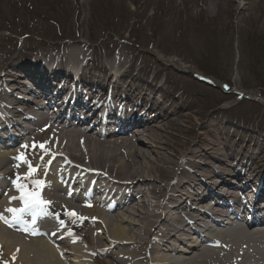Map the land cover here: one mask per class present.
<instances>
[{
	"label": "bare ground",
	"instance_id": "6f19581e",
	"mask_svg": "<svg viewBox=\"0 0 264 264\" xmlns=\"http://www.w3.org/2000/svg\"><path fill=\"white\" fill-rule=\"evenodd\" d=\"M86 48L0 57V147L13 144L0 150V262L264 264V200L248 209L264 197V163L174 141L162 100L123 83L131 77L125 53L114 51L96 77ZM78 64L74 79L68 67ZM21 82L32 86L16 98ZM38 210V235L9 225Z\"/></svg>",
	"mask_w": 264,
	"mask_h": 264
},
{
	"label": "rangeland",
	"instance_id": "374dc122",
	"mask_svg": "<svg viewBox=\"0 0 264 264\" xmlns=\"http://www.w3.org/2000/svg\"><path fill=\"white\" fill-rule=\"evenodd\" d=\"M28 1L0 0V57L77 42L91 55L87 74L97 75L120 50L126 86L146 94L148 82L160 86L174 141L264 163V102L253 98L264 97V0Z\"/></svg>",
	"mask_w": 264,
	"mask_h": 264
},
{
	"label": "snow or ice",
	"instance_id": "6c2138e0",
	"mask_svg": "<svg viewBox=\"0 0 264 264\" xmlns=\"http://www.w3.org/2000/svg\"><path fill=\"white\" fill-rule=\"evenodd\" d=\"M40 147L43 148V147H44L43 144H41ZM17 159H23V157H22V156H18ZM35 170H36V169H34V168L32 167V165L29 163V174H31V173L34 172ZM35 183H38V184H39V183H41V182L36 181ZM20 187H22V186H20ZM29 196H31V194H29ZM15 198H16V197H11L10 199H15ZM20 199L24 200V199H25V196L22 195V196L20 197ZM27 202H29V203H39V204H41V205H44V204L49 203L48 201L35 200V199L30 200V201H27ZM6 211L11 212V213H16L17 211H21V210H17V209H13V208H8V209H6ZM70 214H71V215H75L74 212H73V213H70ZM0 218H3V217H2V214H0Z\"/></svg>",
	"mask_w": 264,
	"mask_h": 264
}]
</instances>
